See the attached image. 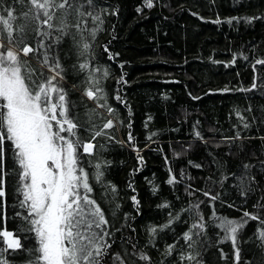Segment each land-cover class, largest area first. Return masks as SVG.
I'll list each match as a JSON object with an SVG mask.
<instances>
[{"label": "trees", "instance_id": "trees-1", "mask_svg": "<svg viewBox=\"0 0 264 264\" xmlns=\"http://www.w3.org/2000/svg\"><path fill=\"white\" fill-rule=\"evenodd\" d=\"M0 36L73 126L67 264H264V0H0ZM23 172L0 94V264H46Z\"/></svg>", "mask_w": 264, "mask_h": 264}, {"label": "rangeland", "instance_id": "rangeland-1", "mask_svg": "<svg viewBox=\"0 0 264 264\" xmlns=\"http://www.w3.org/2000/svg\"><path fill=\"white\" fill-rule=\"evenodd\" d=\"M25 51L4 46L0 36V94L6 106V124L23 166L27 199L37 216L46 264H67L64 260L67 221L76 207L75 147L65 135L71 122L65 117L62 97L56 88L43 84L32 93L20 68L19 55ZM93 142L84 145L93 152ZM241 222H234L236 229ZM10 247L18 238L5 231Z\"/></svg>", "mask_w": 264, "mask_h": 264}, {"label": "water", "instance_id": "water-1", "mask_svg": "<svg viewBox=\"0 0 264 264\" xmlns=\"http://www.w3.org/2000/svg\"><path fill=\"white\" fill-rule=\"evenodd\" d=\"M29 50H30V47H26L25 52L28 53ZM88 96L90 98H94L95 94L92 91H90V92H88ZM0 194H2V191H0Z\"/></svg>", "mask_w": 264, "mask_h": 264}]
</instances>
